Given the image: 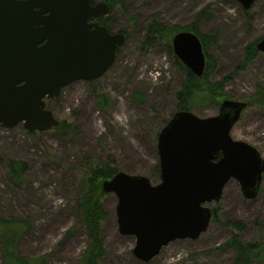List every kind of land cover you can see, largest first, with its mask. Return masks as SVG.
Wrapping results in <instances>:
<instances>
[{
  "label": "rangeland",
  "instance_id": "obj_1",
  "mask_svg": "<svg viewBox=\"0 0 264 264\" xmlns=\"http://www.w3.org/2000/svg\"><path fill=\"white\" fill-rule=\"evenodd\" d=\"M205 9L208 16L199 19ZM109 17L113 30L127 35L113 68L96 81L71 84L48 102L55 117L73 128L28 134L22 125L11 130L0 127V217L29 222L19 242L22 257H45L46 264H82L88 240L76 203L91 167L108 162L117 172L159 183L157 142L154 147L149 133L161 131L178 112L177 93L185 73L161 40L143 47L153 21L180 28L197 21L202 34L216 37L217 43L210 44L207 52L217 61L210 81L232 76L224 89L230 100L245 101L257 85L264 86V53L246 60V47L264 38V0H256L249 16L237 0H124ZM101 93L110 99L104 109L97 107ZM189 110L203 118L219 112L217 105L200 103ZM232 136L255 146L264 158V110L252 104ZM10 161L28 167L18 186L9 175ZM261 187L258 197L247 199L239 183L231 181L222 199L210 204L219 222L212 220L197 240L170 243L150 262L133 255L134 237L119 234L118 199L108 194L104 199L108 218L102 224L106 254L101 263L237 264L236 250L224 247L234 235L242 243L264 244V180ZM225 223H241L242 229ZM0 264H4L1 244ZM252 264H264V259Z\"/></svg>",
  "mask_w": 264,
  "mask_h": 264
},
{
  "label": "water",
  "instance_id": "obj_2",
  "mask_svg": "<svg viewBox=\"0 0 264 264\" xmlns=\"http://www.w3.org/2000/svg\"><path fill=\"white\" fill-rule=\"evenodd\" d=\"M237 2L249 12L256 0ZM109 13L106 2L95 0H0V127L48 132L60 125L47 101L75 82L103 77L127 40L90 23ZM172 47L189 71L203 76L206 54L196 34L177 33ZM256 49L264 53V38ZM246 107L227 99L215 116L176 112L157 138L158 184L125 172L103 183L118 199V231L135 238L138 260L150 262L174 241L199 239L212 223L210 204L231 181L245 198L258 197L264 158L232 136Z\"/></svg>",
  "mask_w": 264,
  "mask_h": 264
},
{
  "label": "trees",
  "instance_id": "obj_3",
  "mask_svg": "<svg viewBox=\"0 0 264 264\" xmlns=\"http://www.w3.org/2000/svg\"><path fill=\"white\" fill-rule=\"evenodd\" d=\"M111 9L114 7L124 5V0H106ZM236 1V0H231ZM207 10H203L199 14V19L202 16H208ZM252 10V9H251ZM250 10V11H251ZM249 12H245L248 16ZM109 19V18H108ZM189 31L196 34L202 41L203 49L206 54V67L202 77H197L191 71H189L174 55L176 64L184 71L185 79L181 84V89L178 91V99L180 101L178 111H190L189 106H195L197 103L203 105L214 104L219 108L223 101L232 99L225 94L224 89L226 85L232 80V76H227L218 82H211L210 77L217 65L216 59L208 54L209 45L217 43V39L213 35H204L198 28V22H194L185 28L177 26L167 27L159 21H153L147 29L145 42L143 47L153 45L156 41L161 40L165 43V47L170 55L173 53L172 39L181 32ZM125 32V31H122ZM258 43V42H257ZM251 44L246 47V60L247 62L253 61L258 55L256 44ZM121 53V49L118 50V55ZM62 92V91H61ZM60 92V93H61ZM97 107L104 109L109 105V96L105 93L97 95ZM139 98L143 99L140 94H137ZM57 98V97H56ZM51 101V100H50ZM250 106L256 104L258 107L264 110V86L259 84L256 86V92L252 94L247 100H245ZM244 101V102H245ZM47 101V108H48ZM73 126L66 121L60 122L57 128L52 130L66 131L72 129ZM160 130V129H159ZM159 130H154L150 134L149 141H151L154 147L156 146L157 138L160 133ZM162 130V129H161ZM35 131H28V134H35ZM9 175L12 181L18 186L23 181V175L28 171V167L25 163L20 161H10L9 163ZM155 169L157 173L159 165L157 164ZM117 171L108 162L91 167L89 176L81 183V195L77 199L76 208L79 210L84 231L88 240V246L81 257L82 264H102L106 249L102 240V224L107 220L108 214L104 210V199L108 195L103 191V183L111 180ZM262 191V187L260 192ZM213 222H219L216 213L213 211ZM224 226L240 231L242 229L241 223H225ZM29 222L23 219H4L0 217V244L2 247V259L4 264H46V258H27L18 254V247L21 237L29 229ZM74 229L69 233L71 234ZM224 247H233L237 253V264H252L255 261H263L264 259V244L261 243H242L237 235L224 244Z\"/></svg>",
  "mask_w": 264,
  "mask_h": 264
},
{
  "label": "flooded vegetation",
  "instance_id": "obj_4",
  "mask_svg": "<svg viewBox=\"0 0 264 264\" xmlns=\"http://www.w3.org/2000/svg\"><path fill=\"white\" fill-rule=\"evenodd\" d=\"M95 2H97V3L98 2H106L109 5V7H110V4L106 0H95ZM111 12H112V9L110 7V13L108 15L101 16V17H99L98 19H95V20H90V23H98L100 26L108 28V30H109V32L111 34H115V33H124V34H126L125 32H122V31H114L113 30L112 24H111L112 19L109 17ZM249 107H250V105L247 104V107L244 109V111L247 110ZM244 111H243V113H244ZM243 113H242V116H243ZM241 119H242V117H241ZM263 180H264V175H263Z\"/></svg>",
  "mask_w": 264,
  "mask_h": 264
}]
</instances>
